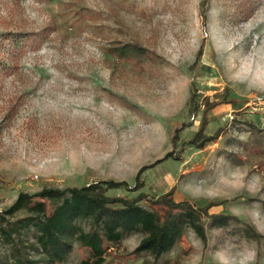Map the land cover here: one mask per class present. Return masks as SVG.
<instances>
[{
  "label": "rangeland",
  "instance_id": "rangeland-1",
  "mask_svg": "<svg viewBox=\"0 0 264 264\" xmlns=\"http://www.w3.org/2000/svg\"><path fill=\"white\" fill-rule=\"evenodd\" d=\"M124 43L149 58L117 61L110 48ZM207 104L206 132L222 130L199 148ZM248 122L264 128V0H0V216L21 192L125 181L134 191L105 193L211 203L207 242L188 229L155 259L135 252L134 232L105 242L103 264H264V236L244 232L264 235V155L244 145ZM36 235L0 234V260L41 258ZM86 259L76 244L65 264Z\"/></svg>",
  "mask_w": 264,
  "mask_h": 264
},
{
  "label": "trees",
  "instance_id": "trees-1",
  "mask_svg": "<svg viewBox=\"0 0 264 264\" xmlns=\"http://www.w3.org/2000/svg\"><path fill=\"white\" fill-rule=\"evenodd\" d=\"M110 53L119 62L135 65H141L149 58V51L137 43L117 44L110 48ZM211 109L213 106L207 104L201 125L191 139L196 147L203 148L206 143L220 136L222 129L212 135L206 132L209 123L207 112ZM248 123L252 131L244 145L264 155V128ZM174 137L178 138V134H174ZM236 157V163L243 162L240 156ZM124 186L134 191L125 181L105 180L82 187H46L33 194L21 192L16 201L2 212L0 234L5 242L11 243L23 228L34 227L41 258L25 257L18 251L14 256L15 264H65L76 244L90 249L92 255V259L77 264H103L105 242H120L134 232L143 234L135 252L148 253L155 259L170 252L188 229L207 242L205 219L209 215L211 203L196 206L189 201L176 202L172 199V192H168L159 196L150 207H144L140 205L144 194L129 199L105 193L109 189ZM21 211L26 215L11 221L10 218ZM210 217H215L219 222H226L227 219L239 221L229 214L217 213ZM244 232L251 239L264 236L252 225H248ZM0 264L8 263L0 260Z\"/></svg>",
  "mask_w": 264,
  "mask_h": 264
}]
</instances>
